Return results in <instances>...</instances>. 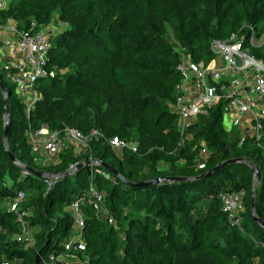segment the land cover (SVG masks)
<instances>
[{
	"label": "trees",
	"instance_id": "16d2710c",
	"mask_svg": "<svg viewBox=\"0 0 264 264\" xmlns=\"http://www.w3.org/2000/svg\"><path fill=\"white\" fill-rule=\"evenodd\" d=\"M57 9L68 24L53 40L50 64L57 72L40 80L43 99L30 118L0 64L11 108L9 150L49 175L64 174L92 157L126 180L104 166H96L92 180L90 166L83 165L54 178L52 186L46 176L25 173L5 149L0 87V204L9 202L0 205V264H48L52 254L58 258L53 264H264V226L251 207L253 167L237 162L197 178L221 162L246 158L260 169L255 209L264 220V137L257 142L242 139L236 128L227 130L222 100L183 136L171 106L183 55L210 62L215 39L238 34L264 60V44L251 43L252 36L264 33V0H9L0 9V22L13 20L18 30H30L32 22L50 24ZM44 121L83 132L97 128L105 137L94 139L90 151L78 153L71 145L56 162L39 163L27 130L30 123L37 128ZM115 136L136 143L138 151L113 148L109 139ZM202 148L209 156L199 168ZM161 176L195 179L145 186L126 182ZM91 186L105 194L109 214L81 202L85 249L72 254L66 249L75 227L72 204L89 195ZM19 191L26 193L21 211L33 231L31 243L19 239L18 215L9 209ZM227 192H244L241 227L223 210Z\"/></svg>",
	"mask_w": 264,
	"mask_h": 264
},
{
	"label": "built area",
	"instance_id": "2783aa9c",
	"mask_svg": "<svg viewBox=\"0 0 264 264\" xmlns=\"http://www.w3.org/2000/svg\"><path fill=\"white\" fill-rule=\"evenodd\" d=\"M1 1L0 9L4 5ZM0 26H2L1 22ZM9 31L12 32L13 39L3 44L0 42V64L15 85L17 94L25 106L27 117L30 118L36 104L43 99L40 80L54 76L57 72L56 67L50 64V54L53 40L61 30L51 23L38 26L36 22H32L30 30H18L15 25L9 27ZM254 42L255 36H252L251 43L256 45ZM211 46L214 58L210 62L194 61L183 55L182 61L178 64L177 69L180 72L181 81L177 85L175 101L171 105L179 116L178 128L184 136L200 114L206 113L208 108L222 100L226 103L224 106L226 129L232 130L237 124L240 126L242 139L251 137L259 142L264 137V60L253 55L250 48L243 45V38L238 34H233L226 40L215 39ZM243 116H248L249 121H243ZM27 136L32 146L34 160L43 164L56 162L59 153L71 145L78 153L90 151V143L94 139L105 137L97 128L83 132L68 125L54 128L46 121L37 128L30 123ZM109 143L118 150L138 151L136 143L116 136L110 138ZM183 144L181 140L179 146ZM201 156L204 160L199 162L198 167L204 168L206 158L209 156L207 148L201 149ZM101 162V160L90 157L88 160L72 164L68 171L85 163L90 166V179L92 180L96 166H102ZM46 183L52 186L54 178L48 176ZM243 196L244 192H227L222 197L223 210L228 214L231 224L238 227H241L240 212L244 210ZM25 198L26 193L19 191L10 203L9 209L18 215L22 234L19 239L31 243L33 231L30 222L25 218V213L21 211ZM83 201L92 205L96 211L109 214L105 205V194L93 186H91L89 195L74 201L72 210L76 232L66 243V249L72 251V254H75L74 251L85 249L82 239L85 226L81 211ZM109 222L118 227L112 216H109ZM50 259L48 264H53L58 258L52 254Z\"/></svg>",
	"mask_w": 264,
	"mask_h": 264
},
{
	"label": "water",
	"instance_id": "95a60500",
	"mask_svg": "<svg viewBox=\"0 0 264 264\" xmlns=\"http://www.w3.org/2000/svg\"><path fill=\"white\" fill-rule=\"evenodd\" d=\"M0 87L1 90L4 94V99H5V114H4V133H3V142L5 145V149L6 152L9 154L10 158L12 161L16 162L17 164H19L23 170L27 171V172H32L34 174L40 175L42 177H48V176H52L53 178L56 177H62V176H69L71 175L74 171H76L79 167L85 165V163L80 164L79 166H77L74 170L72 171H68L64 174H56V175H49L46 174L42 171L36 170L35 168L22 163L21 161H19L17 159V157L9 150V142H8V130H9V123H10V114H11V108H10V99H9V93L6 89V87L4 86L3 82L0 80ZM237 162H243L246 163L250 166L253 167L254 169V187H253V194H252V202H251V207H252V212L254 214V218L257 221H260L261 225L264 226V220L259 218L256 214V209H255V187L258 185V182L260 180L261 174H260V169L256 166H254L249 160H247L246 158H234V159H229L226 160L224 162H221L220 164H218L217 166L211 168L210 170H208L206 173L197 176V178H201L204 176H208L210 174H212L214 171L218 170L219 168H221L222 166H226L232 163H237ZM88 164V162H87ZM101 165L104 166L105 168H107L110 172H112L115 176H118L120 178L125 179V177L119 172L118 169H116L115 167L111 166L110 164L101 162ZM195 179L194 177H186V176H161V177H155V178H147L139 183H134V182H130V181H126L128 184H137V185H149L152 183H160L163 181H188V180H193ZM126 180V179H125Z\"/></svg>",
	"mask_w": 264,
	"mask_h": 264
},
{
	"label": "rangeland",
	"instance_id": "374dc122",
	"mask_svg": "<svg viewBox=\"0 0 264 264\" xmlns=\"http://www.w3.org/2000/svg\"><path fill=\"white\" fill-rule=\"evenodd\" d=\"M1 2H3L4 4H8V0H2ZM9 21V20H8ZM8 21L6 22V24H8ZM12 23H11V26H15L16 25V22L15 21H13V20H10ZM9 21V22H10ZM51 24L52 25H54V26H56L59 30H63V29H65V28H67V26H68V24L65 22V21H63V20H61L60 19V17H59V10L57 9L56 10V12L54 13V16H53V19H52V22H51ZM166 31H167V36H168V38L171 40V42H173L174 40H173V38H172V29H171V27L167 24L166 25ZM4 39H6V38H4ZM11 39H13L12 37H11ZM10 39V40H11ZM257 46H261V45H263L264 44V33L262 34V36H261V38H259V39H257V38H255V42H254ZM236 126V129L239 131V129H240V126L239 125H235ZM240 132V131H239ZM38 158H42V157H40V156H38ZM8 203V206H9V202H5V203H1L0 205H2V206H4V205H6ZM7 206V207H8ZM30 214V213H29ZM75 228V227H74ZM73 228V233H72V235L73 234H75V229ZM19 236H21L22 237V234H21V232H20V234H19Z\"/></svg>",
	"mask_w": 264,
	"mask_h": 264
},
{
	"label": "crops",
	"instance_id": "0c3cea01",
	"mask_svg": "<svg viewBox=\"0 0 264 264\" xmlns=\"http://www.w3.org/2000/svg\"><path fill=\"white\" fill-rule=\"evenodd\" d=\"M6 5L7 4H4L3 7L6 6ZM11 23L12 22L10 21V22H8V24L0 26V42L2 44L7 42V41H10L11 37L13 36L12 32L9 31V27H11ZM4 38H6V39H4ZM242 119H243V121H249V117L248 116H243Z\"/></svg>",
	"mask_w": 264,
	"mask_h": 264
}]
</instances>
